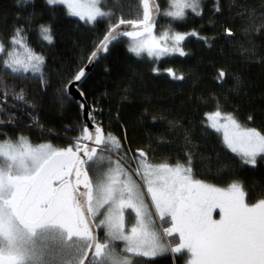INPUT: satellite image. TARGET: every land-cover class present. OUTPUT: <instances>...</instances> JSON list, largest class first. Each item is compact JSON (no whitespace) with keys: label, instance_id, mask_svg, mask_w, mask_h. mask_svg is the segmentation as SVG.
Returning <instances> with one entry per match:
<instances>
[{"label":"snow or ice","instance_id":"1","mask_svg":"<svg viewBox=\"0 0 264 264\" xmlns=\"http://www.w3.org/2000/svg\"><path fill=\"white\" fill-rule=\"evenodd\" d=\"M21 0H17L19 4ZM34 2V0H30ZM47 5L66 6L70 16L95 31L105 30L94 43L87 64H81L58 82L61 103L78 92V107L85 116L74 141L66 147L34 145L24 136L11 137L5 129L15 127L20 117L5 83L0 93V264H152L156 257L184 256L186 264H264V198L247 202L241 182L216 187L193 175V154L175 164L154 162L155 153L139 147L131 150L125 135L117 139L106 133L100 119L103 109L86 104L83 90L88 65L121 36L132 38L128 49L136 57H185L187 37H202L198 30L180 32L173 23H184L189 13L201 17L206 0H170L167 7L141 0L142 15H117L105 0H46ZM246 7L247 5H242ZM210 11L223 14L221 0H212ZM170 18L168 30L156 33L157 15ZM9 39H0V69L5 77L25 79L39 74L41 94L51 81L45 76V57L35 54L24 40L35 17H22ZM243 29L249 44L252 37L264 38V11L249 10ZM230 42L234 29L225 25ZM39 30L48 45L54 44L51 25ZM21 50L24 55H21ZM251 61L253 47L244 49ZM159 74V68H152ZM174 81L184 75L172 67L164 69ZM223 69L215 77H227ZM238 79V78H237ZM26 100L24 88L14 92ZM214 110L203 114L202 124L222 133V143L242 165L264 162V131L242 124L235 112L223 111L213 100ZM24 111V109H21ZM249 121L253 120L250 115ZM219 210V219L213 218ZM44 236L38 244L37 237Z\"/></svg>","mask_w":264,"mask_h":264},{"label":"trees","instance_id":"2","mask_svg":"<svg viewBox=\"0 0 264 264\" xmlns=\"http://www.w3.org/2000/svg\"><path fill=\"white\" fill-rule=\"evenodd\" d=\"M166 7V0H156ZM117 15H142L140 0H105ZM223 14L210 11L212 0H206L201 17L189 13L184 23H173L174 30H198L208 43L189 36L183 42L186 56L170 55L157 60L136 57L128 51L129 40L123 36L101 55L92 72L83 82L87 105L103 109L100 119L106 133L117 139L125 135L131 150L144 147L155 153L154 162L175 164L184 162L185 155L193 154V175L196 179L216 187H227L231 182L242 183L247 202L264 198V162L252 167L242 165L222 143V136L202 124L203 114L214 110V98L221 101L223 111L235 112L242 124L264 131V38L253 39L256 56L244 49L253 47L243 33L249 10L259 16L264 11V0H221ZM242 5H247L242 7ZM33 15L34 23L27 28L24 40L35 54H43V71L51 81L46 94H41L39 74H22L21 80L5 77L0 69V93L8 85L10 113L20 117L15 127L5 129L11 137L24 135L30 143H47L66 147L74 141L83 123L78 103L57 93L63 76L86 64L94 43L104 34L105 24L98 28L85 26L68 15L64 6L47 5L46 0H0V39H9L14 27L25 24L22 17ZM160 15L155 32L168 30V20ZM40 24L51 25L54 44L48 45L39 30ZM225 25L234 29L230 42ZM159 68L154 74L152 68ZM172 67L184 75L183 81L172 80L164 69ZM223 69L227 77L219 82L215 77ZM238 78V79H237ZM24 88L26 100L14 92ZM24 109V111H21ZM252 121L248 120L249 116ZM184 256L165 254L152 264H185Z\"/></svg>","mask_w":264,"mask_h":264},{"label":"water","instance_id":"3","mask_svg":"<svg viewBox=\"0 0 264 264\" xmlns=\"http://www.w3.org/2000/svg\"><path fill=\"white\" fill-rule=\"evenodd\" d=\"M150 2H155V3H157L156 0H150ZM140 5H141V9H142V3H141V0H140ZM159 17H160V15L158 14L157 17H156V18H157V22H158ZM155 30H156V29H155ZM123 37H124V36H123ZM124 38L127 39V40H129V41H132V38H130V37H124ZM103 54H104L103 52H100V53L98 54V57H97L96 61H97L98 58H99L101 55H103ZM96 61H95L94 63L88 65V70H87L86 77L92 72V70H93V68H94V66H95ZM87 62H88V60H87ZM87 62H86V64H87ZM70 99L74 100V101L77 102V103H78V101L80 100V97H79V95H78V92H77L75 89L73 90V97L70 98ZM81 114H82V120H83V123H84V122H85V116H84V114H83L82 112H81Z\"/></svg>","mask_w":264,"mask_h":264},{"label":"rangeland","instance_id":"4","mask_svg":"<svg viewBox=\"0 0 264 264\" xmlns=\"http://www.w3.org/2000/svg\"><path fill=\"white\" fill-rule=\"evenodd\" d=\"M170 3V0H166V7H167V5ZM65 8H66V6H64ZM66 10H67V8H66ZM68 13V12H67ZM69 15V14H68ZM70 16V15H69ZM70 17H72V16H70ZM163 17V16H162ZM72 18H75V19H77L78 20V18H76V17H72ZM164 18H167V17H164ZM163 31H167L166 29H164V30H160L159 32H163ZM159 32H157V33H159ZM133 44H134V42H133V40L132 41H129L128 43H127V48L129 49L130 47H132L133 46ZM21 55H24V52L21 50ZM141 56H146L147 57V54H146V52L145 53H142L141 54ZM165 57H167V56H165ZM149 58V57H148ZM161 58H164V57H161ZM160 58V59H161ZM151 59H153V58H151ZM221 134V136H222V133H220ZM20 135H18L17 136V138L19 137ZM39 144H41V143H38V144H34V145H39ZM213 218L214 219H219V210L217 209V210H215L214 211V213H213ZM44 239V236L43 235H41V236H38L37 237V243L39 244L42 240ZM170 254V253H169ZM170 255H172V254H170ZM160 257V256H159ZM157 258V257H156ZM186 264V263H185Z\"/></svg>","mask_w":264,"mask_h":264}]
</instances>
